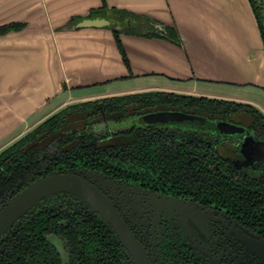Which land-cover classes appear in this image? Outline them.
Masks as SVG:
<instances>
[{"label": "flooded vegetation", "instance_id": "obj_1", "mask_svg": "<svg viewBox=\"0 0 264 264\" xmlns=\"http://www.w3.org/2000/svg\"><path fill=\"white\" fill-rule=\"evenodd\" d=\"M166 101L175 106L133 100L116 126L104 117L102 129L78 131L88 138L75 155L58 157L64 150L50 146L30 173L15 163L19 172L0 174V210L40 178L71 173L96 187L122 223L117 229L71 193L52 194L1 236L0 264H264V110L209 97L194 106ZM165 110L207 125L149 120Z\"/></svg>", "mask_w": 264, "mask_h": 264}, {"label": "crops", "instance_id": "obj_2", "mask_svg": "<svg viewBox=\"0 0 264 264\" xmlns=\"http://www.w3.org/2000/svg\"><path fill=\"white\" fill-rule=\"evenodd\" d=\"M95 17L130 28L144 18L149 26H173L181 44L121 33L127 66L111 24L76 25ZM253 21L249 0H0V27L22 25L0 33V151L74 103L127 102L152 92L215 98L213 84L264 80V51ZM127 105L129 112L135 109ZM81 107L64 112L61 118L71 122L63 132L84 127L78 118L94 108ZM106 115L101 119L110 121Z\"/></svg>", "mask_w": 264, "mask_h": 264}, {"label": "trees", "instance_id": "obj_3", "mask_svg": "<svg viewBox=\"0 0 264 264\" xmlns=\"http://www.w3.org/2000/svg\"><path fill=\"white\" fill-rule=\"evenodd\" d=\"M253 15L255 17L257 27L259 30V34L262 41V46L264 50V0H249ZM118 13H123L125 15L131 16V14L127 11L118 10L116 11ZM126 17V16H125ZM118 18H121V16H118ZM132 18V17H131ZM120 19V20H121ZM150 21L148 19H142V20H136L133 21L132 24H136V27H127L124 25V21L121 20V23L118 24V22L114 21L110 28L113 30L115 40L117 47L121 53V56L123 58L124 63L129 66V60L126 54V51L124 49V46L121 42L120 34L121 33H130L135 35H140L144 37H160L164 38L174 44L180 45L181 40L178 35V31L173 26H149L147 22ZM22 25L20 24H10L6 26L0 27V33H5L6 31L10 29H20ZM144 96H132L136 100H142L141 104L143 103H152L155 107H174V104H167L166 100H170L175 102L176 104H182L190 102V106H194L193 101L204 99V97H195L190 95H181V94H175V93H164V92H152L149 93L147 97L146 94L142 93ZM131 98V100L133 99ZM220 104L228 103L229 105H233L236 109H253L257 110L252 106L239 104L233 101H227V100H221L217 99ZM128 102V103H127ZM127 102H121L116 101L114 98H106L101 100H94L92 102H84L73 104L68 106L66 109L62 110L61 112L53 115L52 117L48 118L42 125H40L38 128H36L31 133L27 134L24 138L16 141L12 146L8 147L6 150L2 151L0 154V174L5 173L6 170H10L13 173L19 172V169L17 170V166H15V163H19L21 166H25L27 173H30V171L34 168L33 163L39 161V156L42 155L43 157L48 156L47 149L51 145H57L60 147V149L64 152H59L58 157H62L66 152H73L75 155V151L79 150L77 149L78 146H81V143H84L87 141V136L79 135L77 136V131H72L69 133V129L67 128V132L64 131V126H68V123H70V120H67L65 117V120L61 117H64V112L70 107V109H76V108H82L81 106L89 108H94L93 112L88 113L87 115L83 116L81 113V116L78 118L79 121L84 122V127L88 125V123H95L91 122L94 119H96L98 122V119L102 118V115L107 116L106 114H110V118L114 117L111 114L119 113L116 117H125V114L128 112L127 108H125V105H130L133 101L128 100ZM84 103V104H83ZM83 107V108H84ZM140 109V108H139ZM88 110V109H86ZM258 111V110H257ZM114 117V118H116ZM92 119V120H91ZM83 127V128H84ZM82 128V129H83ZM66 132V133H65ZM70 134L72 135L71 139L69 140L66 135ZM56 138V139H55ZM65 144H69L65 149ZM62 146V148H61ZM66 150V152H65ZM19 168V167H18ZM22 169H20L21 171ZM1 188V183H0Z\"/></svg>", "mask_w": 264, "mask_h": 264}, {"label": "water", "instance_id": "obj_4", "mask_svg": "<svg viewBox=\"0 0 264 264\" xmlns=\"http://www.w3.org/2000/svg\"><path fill=\"white\" fill-rule=\"evenodd\" d=\"M111 21L109 19L103 17H95V18H85L78 22L76 25L79 28L82 27H103L109 26ZM80 103V102H79ZM243 105L252 106L258 111L260 109L257 106H253L246 103L236 102ZM78 104V103H74ZM73 105V104H71ZM68 106L62 108L55 114L61 112L66 109ZM163 108V107H160ZM54 114V115H55ZM53 116V115H52ZM51 116V117H52ZM103 116V115H102ZM150 121L155 122L157 124H172V125H183V126H200L207 125L206 120L199 116H192L190 114L181 112L179 110H165L154 113L149 117ZM112 121H117L112 117ZM46 120L41 122L38 126L25 133L23 136L12 142L10 145L5 147L0 151L6 150L8 147L12 146L16 141L24 138L27 134L34 131L40 125H42ZM99 123H105L104 119H100L98 122H95L94 125ZM108 124V123H107ZM91 126L92 123H89ZM220 126H225L226 130L234 133L241 132L243 129L234 124H226L221 123ZM89 131V127L84 128L83 131ZM91 135V133L89 132ZM99 137L92 136L91 141L98 140ZM62 148V146H61ZM59 192H67L78 197L82 202L91 205L95 210L99 211L102 215H106L110 218L112 224L117 229L122 228V223L116 217L117 215H112L108 211V205L110 203L106 200L105 196L93 185H91L86 180L80 178L78 175L71 173H53L46 177L40 178L38 181L30 184L25 187L20 193H18L8 204H6L0 210V238L1 236L13 225V223L25 215L33 206L37 205L42 199ZM103 215V217H104Z\"/></svg>", "mask_w": 264, "mask_h": 264}, {"label": "rangeland", "instance_id": "obj_5", "mask_svg": "<svg viewBox=\"0 0 264 264\" xmlns=\"http://www.w3.org/2000/svg\"><path fill=\"white\" fill-rule=\"evenodd\" d=\"M253 24H255L253 28L257 30V32H259L258 27L254 21L252 22V25ZM253 40L255 42L257 41L255 36L253 37ZM259 41H261V37L259 38ZM211 86L212 88H214V93L218 95V96H214L217 99L246 103L253 106H257L260 109V111L264 110V80L257 81L256 84L247 85V86L231 84V83L229 84L228 87H226V85L222 83L213 84ZM116 123L117 121H112V120L109 121V124L112 126H116L115 125ZM105 124H107L106 121L105 123L102 124L99 123L96 124L95 126L99 129H102L103 125ZM38 125L39 124H37L36 126Z\"/></svg>", "mask_w": 264, "mask_h": 264}]
</instances>
